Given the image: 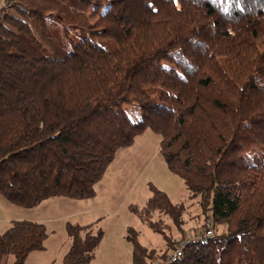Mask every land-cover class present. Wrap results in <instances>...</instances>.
<instances>
[{"label":"trees","instance_id":"16d2710c","mask_svg":"<svg viewBox=\"0 0 264 264\" xmlns=\"http://www.w3.org/2000/svg\"><path fill=\"white\" fill-rule=\"evenodd\" d=\"M147 129L198 201L201 231L214 229L172 264H264V0H0V194L25 207L95 197L118 150ZM151 189L131 209L171 250L154 214L184 238L186 206ZM66 230L63 264H92L103 230ZM48 235L12 220L0 263L26 264ZM126 237L134 264L170 251L143 246L133 227Z\"/></svg>","mask_w":264,"mask_h":264},{"label":"rangeland","instance_id":"374dc122","mask_svg":"<svg viewBox=\"0 0 264 264\" xmlns=\"http://www.w3.org/2000/svg\"><path fill=\"white\" fill-rule=\"evenodd\" d=\"M160 142L161 135L147 129L133 145L119 149L104 177L96 184L97 193L92 198L53 196L37 206L25 207L0 194V232L16 219L43 222L49 233L46 241L49 254L55 255L64 242V249L70 243L67 223L83 225L81 223L96 221L95 228H101L104 235L92 264H134L133 242L126 237L129 227L135 228L143 246L158 255L169 251L163 234L154 231L131 209L146 204L153 194L151 185L163 190L174 204H185L183 230L187 231L186 236L199 233L204 218L198 201L189 197L183 178L168 167L160 152ZM158 218L170 227L168 235L182 236L167 215L157 212L154 219ZM13 259V255H5L0 264H11Z\"/></svg>","mask_w":264,"mask_h":264},{"label":"built area","instance_id":"2783aa9c","mask_svg":"<svg viewBox=\"0 0 264 264\" xmlns=\"http://www.w3.org/2000/svg\"><path fill=\"white\" fill-rule=\"evenodd\" d=\"M214 235V229L211 225V222L208 221L206 223V229L203 231H200L197 234L188 235L186 237H177L174 238L175 241V247L172 248L166 257L160 258V259H154L149 264H172L179 260V258L183 255L185 246L192 240H198V239H206L208 237H211Z\"/></svg>","mask_w":264,"mask_h":264},{"label":"crops","instance_id":"0c3cea01","mask_svg":"<svg viewBox=\"0 0 264 264\" xmlns=\"http://www.w3.org/2000/svg\"><path fill=\"white\" fill-rule=\"evenodd\" d=\"M90 210V209H88ZM81 223V222H80ZM93 223L96 227V221H89L87 223H81L83 225L91 224ZM126 230V229H125ZM49 236L47 237L46 241H48ZM45 241V249L44 250H34L32 251L26 261V264H63L64 256L69 250L70 243L65 247V242L63 243L62 247L60 249H57L54 254H49V249ZM52 256V257H51ZM54 256V257H53ZM95 260V259H94ZM14 259L12 260L11 264H13Z\"/></svg>","mask_w":264,"mask_h":264}]
</instances>
